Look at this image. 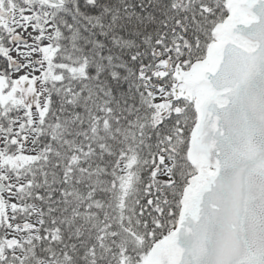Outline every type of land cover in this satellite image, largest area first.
<instances>
[{
  "label": "snow or ice",
  "instance_id": "snow-or-ice-1",
  "mask_svg": "<svg viewBox=\"0 0 264 264\" xmlns=\"http://www.w3.org/2000/svg\"><path fill=\"white\" fill-rule=\"evenodd\" d=\"M0 264H264V0H0Z\"/></svg>",
  "mask_w": 264,
  "mask_h": 264
}]
</instances>
